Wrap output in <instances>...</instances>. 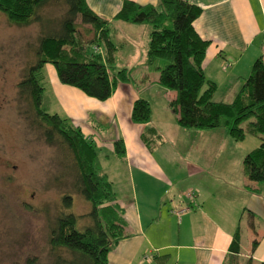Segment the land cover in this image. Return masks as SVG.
I'll return each mask as SVG.
<instances>
[{
	"label": "crops",
	"instance_id": "0c3cea01",
	"mask_svg": "<svg viewBox=\"0 0 264 264\" xmlns=\"http://www.w3.org/2000/svg\"><path fill=\"white\" fill-rule=\"evenodd\" d=\"M123 1L86 0V3L97 17L111 22ZM128 1L141 6L159 3V0ZM188 2L201 10L193 29L208 42L202 66L207 79L216 84L212 101L229 104L254 62L261 58L264 63V0ZM111 23V35L117 34V30L128 35L141 30L147 33L146 25ZM113 37L111 40L120 45L118 53L123 48L121 37L118 41ZM146 48V44L141 48L145 52H141L137 62L132 54L123 59L116 53L114 67L127 68L134 82L118 83L112 96L103 102L61 84L51 65L43 67L44 98L50 114L66 118L86 138L95 139L99 135L103 142L97 145L101 149L106 147L115 156L114 142L123 143L122 158L131 186L127 198L116 197V203L123 211L126 230L109 252L108 263L264 264V196L246 188L256 186L243 173L244 152L237 158L225 156L234 153H228V147L223 146L228 136L223 129L189 133L195 141L180 148L179 153L175 152V141H170L172 147L166 146L167 137L175 138L180 127L176 117H163V121L157 122L151 100L143 96L144 89L154 86L159 94L163 92L158 73L150 78L149 71L153 68L144 65ZM132 74L138 75L137 81ZM138 83L144 88L142 92ZM166 96L170 102L175 93ZM138 99L147 101L151 107L149 126L157 134L153 148L142 141L146 126L131 121L133 104ZM216 134L224 136L220 139L222 145L212 147L208 143L214 141L211 139ZM188 193H193V201ZM182 209L186 212L180 216L173 213ZM237 231L239 250L235 251L231 246Z\"/></svg>",
	"mask_w": 264,
	"mask_h": 264
},
{
	"label": "trees",
	"instance_id": "16d2710c",
	"mask_svg": "<svg viewBox=\"0 0 264 264\" xmlns=\"http://www.w3.org/2000/svg\"><path fill=\"white\" fill-rule=\"evenodd\" d=\"M52 0H0V13L12 26L40 25L36 61L18 84L19 94L30 99L40 125L46 128L49 143L57 141L71 153L74 161L73 189L91 205V225L79 230L72 214L60 216L50 231L52 250L64 249L73 260L62 264H109L107 256L125 236L123 211L116 203L113 185L102 171L95 144L80 129L60 115L41 108L44 100L43 67L51 65L59 82L74 87L87 97L108 100L118 83L130 82L127 68L114 67L120 48L111 40V22L146 25L150 28L144 65L158 72V84L175 93L169 108L184 130L207 131L223 129L235 142L246 137L260 140L259 146L246 154L243 173L250 184L247 190L264 196V63L257 59L238 94L229 104L212 101L216 84L203 72L208 42L193 29L201 10L188 0H159L158 5L141 6L124 0L111 22L97 17L86 0H60L65 13L56 27L41 11ZM90 27L92 38L82 40L76 20ZM89 32V31H87ZM150 104L134 102L131 121L145 125L142 141L150 147L156 131L149 126ZM152 148V147H151ZM116 156H124L122 141L114 142ZM63 207L70 209L72 197L62 198ZM231 249L239 250V232L234 234Z\"/></svg>",
	"mask_w": 264,
	"mask_h": 264
},
{
	"label": "rangeland",
	"instance_id": "374dc122",
	"mask_svg": "<svg viewBox=\"0 0 264 264\" xmlns=\"http://www.w3.org/2000/svg\"><path fill=\"white\" fill-rule=\"evenodd\" d=\"M60 2L52 0L41 11L43 17L50 18L56 27L66 9ZM76 23L82 40L91 39L90 27L81 25L79 18ZM146 27L147 33L141 30L128 35L117 30V34L111 35L116 41L121 37L119 42H122L123 48L117 53L119 57L123 56L124 59L126 54H132L134 62L138 61L141 52H145L141 48L147 45L149 39L150 28ZM39 31L38 23L22 28L12 26L0 13V264L68 263L73 260V256L64 249L52 250L48 242L56 220L60 216L72 214L77 218L79 230L91 225L87 217L91 205L73 189L75 171L71 153L57 141L49 143L46 128L36 118L30 99L19 94L18 84L36 61ZM115 68L118 69L117 66ZM157 73L151 69L150 78ZM132 76L137 81L138 75ZM129 85L133 87V84ZM155 87L146 90L140 86L141 92L144 89L143 96L149 97L152 102L153 117H157V122L163 121V117H176L167 105L169 100L166 101V95L173 92L162 87L163 92L159 94ZM47 106L44 98L41 108L48 112ZM177 129L179 133L175 132V138L167 137L166 146L172 147L170 141H175V152L179 153L180 148L190 146L195 141L189 133L197 130ZM107 130L113 133L112 128ZM222 138L216 134L211 139L214 141L208 144L212 147L221 146ZM94 142L100 168L112 181L117 199L125 200L131 183L124 159L110 153L106 147L101 149L97 145V142H103L99 135ZM155 143L150 142V147L153 148ZM259 144L260 140L255 137L235 142L227 136L223 146L228 147V153H234L225 156L237 158L243 152L246 156ZM232 147L238 150H231ZM66 195L72 197L70 209L63 207L62 198Z\"/></svg>",
	"mask_w": 264,
	"mask_h": 264
},
{
	"label": "built area",
	"instance_id": "2783aa9c",
	"mask_svg": "<svg viewBox=\"0 0 264 264\" xmlns=\"http://www.w3.org/2000/svg\"><path fill=\"white\" fill-rule=\"evenodd\" d=\"M263 54H264V52H263ZM88 139L91 140V141L95 144V142H94V138H93V139L88 138ZM187 196H188V198H189L191 201L194 200V195H193V193H188ZM185 212H186L185 209H182V210H179V211H173L174 214L179 215V216L182 215V214H184Z\"/></svg>",
	"mask_w": 264,
	"mask_h": 264
}]
</instances>
